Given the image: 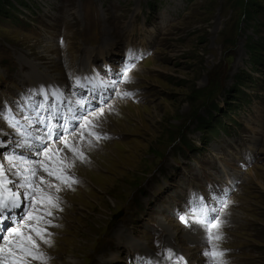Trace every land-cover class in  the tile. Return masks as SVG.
<instances>
[{
  "label": "rangeland",
  "instance_id": "rangeland-1",
  "mask_svg": "<svg viewBox=\"0 0 264 264\" xmlns=\"http://www.w3.org/2000/svg\"><path fill=\"white\" fill-rule=\"evenodd\" d=\"M33 147L35 199L7 221L44 254L28 264H264V0H0L7 179Z\"/></svg>",
  "mask_w": 264,
  "mask_h": 264
},
{
  "label": "snow or ice",
  "instance_id": "snow-or-ice-1",
  "mask_svg": "<svg viewBox=\"0 0 264 264\" xmlns=\"http://www.w3.org/2000/svg\"><path fill=\"white\" fill-rule=\"evenodd\" d=\"M130 71V68H126L124 71V77L125 81H127L128 78V72ZM123 95L127 96L130 95L129 93H123ZM13 128H16V125H11ZM94 127V126H93ZM88 135L93 136L97 139H100L99 133L95 131H89ZM67 147L70 148V151L75 153L80 159H84L83 153L80 152L75 147H71L66 144ZM45 154L47 155V147L45 146ZM59 163V167L53 169H50L48 167H45V171L48 172L50 176H54L57 180L63 181L66 184L74 183L75 181L71 176L64 174V167L65 165L61 162ZM32 175H35L33 173ZM43 182V181H42ZM8 184H15V182L7 180V178L4 176V173L2 171V166H0V223H5L6 221L11 219V213L14 212L17 208L21 207V199L20 196L22 195L19 191H12L10 188L7 187ZM24 184L19 185V187H24ZM28 187L33 188V192L36 191L35 187L33 185H27ZM59 191V189H57ZM23 195L27 196L29 199L34 200V195H29L27 192ZM43 199H46L47 202L52 205L53 207L57 206L55 203V200L52 197H43ZM203 211V218L197 217L192 221L193 225H201L208 229V238L211 241L213 238L219 239V236L213 237L212 229L219 228L220 221L217 217H211L209 218V210L208 209H202ZM211 211H215V209H212ZM48 216H51L52 213L49 211L47 212ZM29 219H36L41 220L42 217L36 216V217H29ZM179 219L182 223H185L186 225L189 224V221L184 217L180 216ZM50 223V221L48 222ZM3 231L8 232L9 234H14L18 239L15 241L7 242V246L5 248H0V264H28V257H31L32 259L42 258L43 253L39 252V245L36 243V241L33 239L31 235H25L23 232H21L19 229L15 227H8L6 229H3ZM30 231L34 232L37 236L40 237V239L44 243H50V241L47 240V235H50L46 232V229H42L39 226L31 227ZM204 256L206 257H212L213 259H216L217 257H223V252H218L215 249L205 251ZM168 260L173 261V264H188V261L185 260L183 255L177 256L172 250H168L167 257ZM175 258V259H174Z\"/></svg>",
  "mask_w": 264,
  "mask_h": 264
},
{
  "label": "bare ground",
  "instance_id": "bare-ground-1",
  "mask_svg": "<svg viewBox=\"0 0 264 264\" xmlns=\"http://www.w3.org/2000/svg\"><path fill=\"white\" fill-rule=\"evenodd\" d=\"M82 77V76H81ZM88 82H90L89 80H85V79H81L80 80V82L78 83V84H80V85H85V83H88ZM91 83H92V81H91ZM93 87L95 88V86L93 85ZM63 89V88H62ZM52 90L53 91H55L56 93H61L60 92V90L61 89H54V88H52ZM48 94V95H47ZM47 94H44L43 93V95L44 96H50V93L49 92H47ZM44 99H45V101L44 102H47L48 101V99H47V97H44ZM46 108H48L47 106H45L43 109H42V111H45L46 110ZM79 108H81V105L80 104H78V106H77V109L79 110ZM55 110L56 111H58L59 109L56 107L55 108ZM66 112H67V114L70 116V117H72L71 116V114L69 113V112H71V113H74V114H76V116H78V110L77 111H73V108L72 107H69V109L68 110H66V109H64ZM62 111L63 110H59V114H61L62 113ZM37 115H38V113H37ZM29 125V124H28ZM30 126V125H29ZM60 133H61V130L59 131ZM45 133V132H44ZM42 134V133H41ZM33 135V134H32ZM35 138L36 139H39V138H41L42 140H44L42 137H40V135L37 137V136H35ZM34 143V142H33ZM33 143H29L30 145H28V146H31V144H33ZM34 146V145H33ZM38 147V146H37ZM38 152V149H35V147H33L32 148V150L31 151H29L27 154H29V155H31L32 157L31 158H27V159H20L21 161H18V162H20L19 164L18 163H14V165H15V169L14 170H16L15 171V175H14V178H15V181L14 182H16L15 183V185L14 184H8L7 185V187L8 188H10L12 191H19L22 195L20 196V199H21V207H19V208H17L20 212L19 213H22L24 210L23 209H25V208H27V206H28V203H29V200H31V199H29L27 196H25V195H23L24 193H28L30 196L31 195H33V188L32 187H28L27 185H33V186H35V183H34V178L37 176L36 175V168H35V164H34V160L32 159V158H35V156H37V153ZM13 169V168H12ZM33 173H35V175H32ZM69 176H71V175H69ZM72 177V176H71ZM7 180H9V179H7ZM11 181V180H10ZM41 182V184H43V182H42V180L40 181ZM21 184H24L25 186L24 187H19V185H21ZM39 203V202H38ZM25 223H27V222H25ZM25 223L23 224V226L25 225ZM28 224H26V226H27ZM26 235V234H25ZM33 236V235H32Z\"/></svg>",
  "mask_w": 264,
  "mask_h": 264
},
{
  "label": "trees",
  "instance_id": "trees-1",
  "mask_svg": "<svg viewBox=\"0 0 264 264\" xmlns=\"http://www.w3.org/2000/svg\"><path fill=\"white\" fill-rule=\"evenodd\" d=\"M247 9H249V8H245V10H247Z\"/></svg>",
  "mask_w": 264,
  "mask_h": 264
}]
</instances>
